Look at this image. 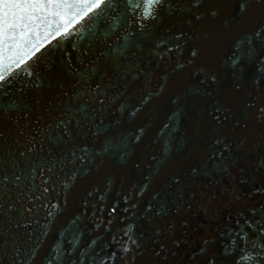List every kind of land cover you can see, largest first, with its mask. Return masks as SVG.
<instances>
[{
	"label": "snow or ice",
	"instance_id": "1",
	"mask_svg": "<svg viewBox=\"0 0 264 264\" xmlns=\"http://www.w3.org/2000/svg\"><path fill=\"white\" fill-rule=\"evenodd\" d=\"M0 264H264V0H0Z\"/></svg>",
	"mask_w": 264,
	"mask_h": 264
},
{
	"label": "water",
	"instance_id": "2",
	"mask_svg": "<svg viewBox=\"0 0 264 264\" xmlns=\"http://www.w3.org/2000/svg\"><path fill=\"white\" fill-rule=\"evenodd\" d=\"M227 207L222 206V211L224 213L227 212ZM211 222L208 217L201 215L197 218L196 223L194 224L193 232L189 236V242L195 246V244L198 242L199 236L202 233L204 228L211 227Z\"/></svg>",
	"mask_w": 264,
	"mask_h": 264
}]
</instances>
